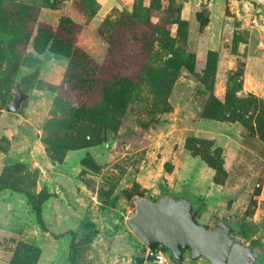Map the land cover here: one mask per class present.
Masks as SVG:
<instances>
[{"label":"rangeland","instance_id":"374dc122","mask_svg":"<svg viewBox=\"0 0 264 264\" xmlns=\"http://www.w3.org/2000/svg\"><path fill=\"white\" fill-rule=\"evenodd\" d=\"M0 183L55 195L44 230L0 194V264H156L129 219L167 192L264 249V0H0Z\"/></svg>","mask_w":264,"mask_h":264},{"label":"water","instance_id":"95a60500","mask_svg":"<svg viewBox=\"0 0 264 264\" xmlns=\"http://www.w3.org/2000/svg\"><path fill=\"white\" fill-rule=\"evenodd\" d=\"M13 97L6 106L11 113L19 112L33 98L24 90L19 74ZM134 201L136 213L129 219L130 228L147 247L167 248L178 264H184L188 251L193 260L206 258L211 264H264L263 247H248L234 238V224L221 220L217 228L210 229L198 223L194 199L188 195L167 192L159 199L138 196Z\"/></svg>","mask_w":264,"mask_h":264},{"label":"trees","instance_id":"16d2710c","mask_svg":"<svg viewBox=\"0 0 264 264\" xmlns=\"http://www.w3.org/2000/svg\"><path fill=\"white\" fill-rule=\"evenodd\" d=\"M7 190H12L14 192L26 195L29 204L32 206L34 212L37 215L40 226L44 230H46L47 227L43 216L44 204L47 203L55 195L47 189H45L41 193H34L32 191H28L14 185L0 183V194L4 193ZM68 234L72 236V242L70 245L72 264H77L81 250L85 249L90 243L93 242V237L91 235H86L85 239H81L80 241H78L77 232L70 231ZM164 249L167 251V248L164 247Z\"/></svg>","mask_w":264,"mask_h":264},{"label":"built area","instance_id":"2783aa9c","mask_svg":"<svg viewBox=\"0 0 264 264\" xmlns=\"http://www.w3.org/2000/svg\"><path fill=\"white\" fill-rule=\"evenodd\" d=\"M147 256L149 260L155 262L156 264H167L171 259L163 246L155 249L147 247Z\"/></svg>","mask_w":264,"mask_h":264}]
</instances>
